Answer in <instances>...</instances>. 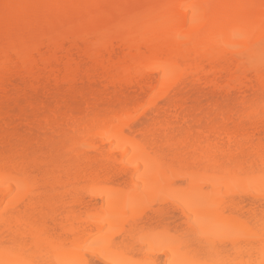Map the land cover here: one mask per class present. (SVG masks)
<instances>
[{
	"label": "bare ground",
	"instance_id": "1",
	"mask_svg": "<svg viewBox=\"0 0 264 264\" xmlns=\"http://www.w3.org/2000/svg\"><path fill=\"white\" fill-rule=\"evenodd\" d=\"M0 264H264V0H0Z\"/></svg>",
	"mask_w": 264,
	"mask_h": 264
},
{
	"label": "rangeland",
	"instance_id": "2",
	"mask_svg": "<svg viewBox=\"0 0 264 264\" xmlns=\"http://www.w3.org/2000/svg\"><path fill=\"white\" fill-rule=\"evenodd\" d=\"M90 263H92L93 261L92 260H89Z\"/></svg>",
	"mask_w": 264,
	"mask_h": 264
}]
</instances>
